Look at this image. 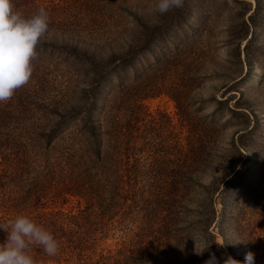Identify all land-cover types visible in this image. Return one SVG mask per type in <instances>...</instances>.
<instances>
[{
    "label": "rangeland",
    "instance_id": "obj_1",
    "mask_svg": "<svg viewBox=\"0 0 264 264\" xmlns=\"http://www.w3.org/2000/svg\"><path fill=\"white\" fill-rule=\"evenodd\" d=\"M42 1L49 9L63 11V22L96 28L93 34L101 43L122 42L137 35L140 27L155 28L129 66L102 77L97 88L86 85L90 76L76 87L80 74L69 73L63 61L44 62L43 83L48 87L42 93L65 89L68 99L73 97L89 109L69 122L65 137L88 136L92 125L95 128L102 95L118 79L130 82L132 68L141 70L140 92L146 96L136 101L124 97L116 114L133 190L158 204L173 205L180 199L178 150L187 133L179 123L176 99L180 98L186 105L185 122L192 123L191 133L195 128L198 138L216 143L224 163L225 182L220 181L222 189L212 194L214 219L220 223L209 226L216 251L208 258L214 256L217 264L228 256L243 261L251 251L256 264H264V76L254 71L255 66L264 69V0H184L183 7L163 15L152 11L155 0ZM103 29L106 34L99 35ZM189 74L198 79L189 80ZM132 88L129 95L135 92ZM208 173L200 174V183H208ZM207 198L197 190L181 195L189 205ZM77 204L71 197L48 208L75 210ZM122 238L120 231L108 234L96 253L99 248L117 247ZM201 241L199 230L182 231L172 241L176 247L171 246L179 248L172 253L190 260Z\"/></svg>",
    "mask_w": 264,
    "mask_h": 264
},
{
    "label": "trees",
    "instance_id": "obj_2",
    "mask_svg": "<svg viewBox=\"0 0 264 264\" xmlns=\"http://www.w3.org/2000/svg\"><path fill=\"white\" fill-rule=\"evenodd\" d=\"M14 3L25 16L43 6L42 0ZM43 7L49 12L50 24L37 47L31 79L10 101L0 103V223L24 213L54 234L60 242L57 255L50 257L42 248L33 247L37 264H206L212 251H216L209 226L220 223L214 219L212 194L222 189L220 181L225 182L224 163L216 143L198 138L195 128L191 133L192 123L185 122L186 105L181 99H176V108L179 123L187 133L178 150L180 199L170 205L150 201L140 190H133L127 166L129 155L116 117L124 97L136 101L146 96L140 92L141 70L132 68L130 82L118 79L102 95L95 128L91 123L92 130L85 138H66L64 132L70 121L89 111L88 107L73 97V101L68 99L65 89L42 93L46 86L44 62L63 61L69 73L79 72L81 79L75 82L76 87L90 76L86 85L96 84L97 88L102 77L122 70L145 49L155 28L140 27L137 35L124 37L122 42L107 39L101 43L93 34L96 28L63 22V11ZM106 32L103 29L99 35ZM188 78L198 79L190 74ZM131 88L133 95H129ZM205 172H209L210 179L202 184L199 176ZM192 190L204 192L208 198L192 205L182 201L181 195ZM71 197L77 199L75 210L48 208ZM189 214L192 218L187 219ZM193 228L200 231L203 239L199 251L209 246L190 260L176 258L177 252H172L179 248H173L176 243L172 241L182 231L191 233ZM116 231L123 236L119 245L99 248L96 253L103 239ZM6 237L7 232L0 229V243Z\"/></svg>",
    "mask_w": 264,
    "mask_h": 264
},
{
    "label": "clouds",
    "instance_id": "obj_3",
    "mask_svg": "<svg viewBox=\"0 0 264 264\" xmlns=\"http://www.w3.org/2000/svg\"><path fill=\"white\" fill-rule=\"evenodd\" d=\"M183 3L184 0H155L151 7L153 12L163 15L183 7ZM49 24V12L43 6L33 15L25 16L14 0H0V103L10 101L15 92L30 81L33 61L38 56L37 47ZM254 71L258 77L264 76V69L259 66H255ZM0 229L7 232L6 241L0 243V264H37L33 247L42 248L50 257L57 255L60 249L54 234L24 213L0 223ZM206 264H217V261L213 256ZM224 264H256V261L254 253L249 251L243 261L228 256Z\"/></svg>",
    "mask_w": 264,
    "mask_h": 264
}]
</instances>
